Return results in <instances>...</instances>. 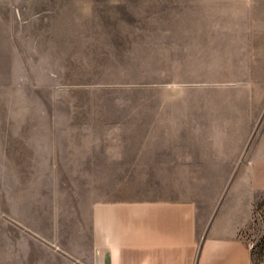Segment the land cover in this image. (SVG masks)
<instances>
[{
    "label": "rangeland",
    "instance_id": "rangeland-1",
    "mask_svg": "<svg viewBox=\"0 0 264 264\" xmlns=\"http://www.w3.org/2000/svg\"><path fill=\"white\" fill-rule=\"evenodd\" d=\"M263 140L264 0H0L3 254L62 249L106 190L161 178L217 208L243 194L264 264Z\"/></svg>",
    "mask_w": 264,
    "mask_h": 264
},
{
    "label": "crops",
    "instance_id": "crops-1",
    "mask_svg": "<svg viewBox=\"0 0 264 264\" xmlns=\"http://www.w3.org/2000/svg\"><path fill=\"white\" fill-rule=\"evenodd\" d=\"M232 154L240 155H202L209 163ZM224 157L219 161L230 162ZM247 189L264 193V140L253 149ZM106 193L95 203L93 228L71 244L37 246L25 255L22 249L0 252V264H252L248 245L237 236L246 215L239 191L218 208V197L161 178Z\"/></svg>",
    "mask_w": 264,
    "mask_h": 264
},
{
    "label": "built area",
    "instance_id": "built-area-1",
    "mask_svg": "<svg viewBox=\"0 0 264 264\" xmlns=\"http://www.w3.org/2000/svg\"><path fill=\"white\" fill-rule=\"evenodd\" d=\"M248 248L251 250L252 249V245H249Z\"/></svg>",
    "mask_w": 264,
    "mask_h": 264
}]
</instances>
